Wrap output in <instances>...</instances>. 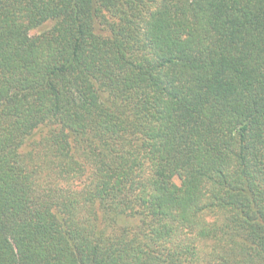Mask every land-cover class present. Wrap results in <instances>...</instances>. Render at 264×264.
<instances>
[{"label": "trees", "instance_id": "1", "mask_svg": "<svg viewBox=\"0 0 264 264\" xmlns=\"http://www.w3.org/2000/svg\"><path fill=\"white\" fill-rule=\"evenodd\" d=\"M0 264H264V0H0Z\"/></svg>", "mask_w": 264, "mask_h": 264}, {"label": "rangeland", "instance_id": "2", "mask_svg": "<svg viewBox=\"0 0 264 264\" xmlns=\"http://www.w3.org/2000/svg\"><path fill=\"white\" fill-rule=\"evenodd\" d=\"M52 25V23L50 22H45L44 24H42L41 26L31 30V34H38L41 33L43 31H45L46 29H48L50 26Z\"/></svg>", "mask_w": 264, "mask_h": 264}]
</instances>
